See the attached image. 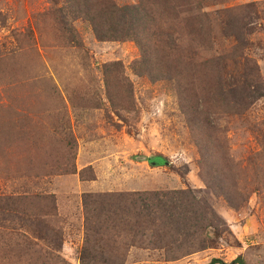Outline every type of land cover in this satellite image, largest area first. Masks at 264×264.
<instances>
[{
    "label": "rangeland",
    "instance_id": "1",
    "mask_svg": "<svg viewBox=\"0 0 264 264\" xmlns=\"http://www.w3.org/2000/svg\"><path fill=\"white\" fill-rule=\"evenodd\" d=\"M78 1L0 0V212L5 200L17 210L0 216V264H264V97L243 110L225 94L242 81L243 58L264 84V0H151L165 22L180 7L166 24L179 33L180 83L139 74L136 43L99 41L85 20L74 22L80 47L72 44L61 20ZM204 13L213 17L208 53L196 36ZM232 19L246 29L243 58L224 35ZM205 56L228 58L212 109L198 80ZM157 155L167 166L150 165ZM134 194L179 207L189 231L165 219L138 231ZM119 195L124 212L104 204ZM26 235L44 252L14 246Z\"/></svg>",
    "mask_w": 264,
    "mask_h": 264
},
{
    "label": "trees",
    "instance_id": "2",
    "mask_svg": "<svg viewBox=\"0 0 264 264\" xmlns=\"http://www.w3.org/2000/svg\"><path fill=\"white\" fill-rule=\"evenodd\" d=\"M150 4H152L151 0H139L135 5H127L123 7H118L116 4L108 2V0H102L100 2H93V0H82L76 3L73 2V4L70 5V8L66 9H71L70 13L73 14V19L69 20L64 16L61 20L62 29L68 40L77 47H80V42L78 41V34L74 27V22L79 19L87 21L92 26L93 32L99 41L131 40L136 43L142 54L141 60L136 63L137 68L140 70L139 74L144 72L154 81L168 80L180 83V72L178 68L179 33L173 27H170L169 25L166 26V24L172 19V23L177 21L181 12L179 11L180 7L179 5L171 7L170 9L173 10V16H171L172 18H170L169 21L166 20L167 22H165L162 20L163 18L153 10V7ZM162 4L166 8L170 6L169 1H165ZM202 15L204 19L201 21L200 25L197 26L196 36L201 40L202 44L200 46L203 52L208 53L213 49V17L211 13H204ZM224 32L226 37H232L235 40L236 46L233 48L234 56L243 58L242 51L244 50V35L246 33L244 25H242L239 20L232 19L229 22L228 28L224 29ZM198 55H200L201 58L200 52H198ZM202 58H204V60H200L199 62L201 77L198 80L204 85L203 91L210 95V98L206 99L205 103L209 109H212V102H217L222 97L224 90L222 85L223 76L218 71L219 69L222 70L225 61L228 58L226 56H205ZM243 59L245 63L243 65L242 81L235 82L231 86L229 85L228 91H226L225 94L226 102L229 106L232 105V107H234L233 105H238L241 109L246 110V108L252 104L254 99L256 101L260 97H264V84L260 81L261 78L258 66L252 64V61L249 59ZM215 82L218 84L216 90H214L212 85ZM189 94H193L192 96L195 97L193 100L198 97V95L194 93L193 88L190 90ZM182 101L187 103L189 100L183 98ZM182 107L187 108V106L183 105ZM205 119L208 126H212L210 119ZM196 120L197 118L194 117L192 123L196 124ZM147 161L153 167L167 166V159L162 155L148 158ZM157 196L158 195L152 194H134L129 197L130 199L128 200H130L131 206L138 209V221L135 223L134 228L138 231H151L153 227L156 226V219H165L166 222L164 221V225L166 227H168L167 222H169V224L174 227L177 225L179 227L184 226V231H189L187 224H180L178 222L180 217H183L181 212L179 213V207L160 200L157 203H154L153 200L154 198H157ZM163 196L166 197V195ZM138 197L139 200H135L138 199ZM124 198H126L124 195H119V198L114 204L109 202H104V204L111 207H117L120 211L124 212V209L121 207V203L125 202L123 201ZM20 200L21 199L19 198V201ZM5 203L7 209H4L3 211L13 212V214H15L14 212H17L13 207L15 202L5 200ZM85 204L87 206V200ZM3 211L1 210L0 216ZM0 219L2 220V218ZM5 219L10 220V218ZM190 228L191 230L199 229L204 231V229L199 226L198 228H196V226H191ZM35 229V232L39 231L37 228ZM206 231L205 228V232ZM208 235L209 233H207V238L204 241L205 243L208 240ZM215 236L220 237V233L217 232ZM22 239L24 240V242H22L24 245L18 243H15L14 245L21 251L32 250V252L35 253L44 252V249L40 247L37 242L33 240L30 241L28 236L22 237ZM14 246L8 243V252L14 250ZM21 247L24 249H21ZM55 248H58L56 244ZM84 259L85 257L83 255L80 256V261L82 263ZM208 264H247V262L242 256H239L231 263H226L221 259L214 258Z\"/></svg>",
    "mask_w": 264,
    "mask_h": 264
},
{
    "label": "water",
    "instance_id": "3",
    "mask_svg": "<svg viewBox=\"0 0 264 264\" xmlns=\"http://www.w3.org/2000/svg\"><path fill=\"white\" fill-rule=\"evenodd\" d=\"M143 160H145V159L143 158Z\"/></svg>",
    "mask_w": 264,
    "mask_h": 264
}]
</instances>
